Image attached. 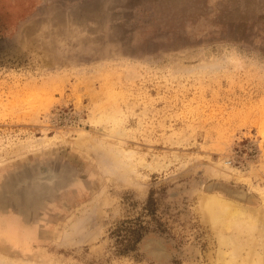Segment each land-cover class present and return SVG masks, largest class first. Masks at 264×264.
I'll return each mask as SVG.
<instances>
[{"label": "rangeland", "instance_id": "rangeland-1", "mask_svg": "<svg viewBox=\"0 0 264 264\" xmlns=\"http://www.w3.org/2000/svg\"><path fill=\"white\" fill-rule=\"evenodd\" d=\"M263 219L264 0H0V264H250Z\"/></svg>", "mask_w": 264, "mask_h": 264}, {"label": "bare ground", "instance_id": "bare-ground-1", "mask_svg": "<svg viewBox=\"0 0 264 264\" xmlns=\"http://www.w3.org/2000/svg\"><path fill=\"white\" fill-rule=\"evenodd\" d=\"M39 172V171H38ZM52 173V172H51ZM220 173V172H219ZM46 174V173H45ZM52 176V174H51ZM47 178V176H45ZM55 177V176H54ZM43 180V179H42ZM49 180V179H47ZM23 182V181H22ZM21 182V183H22ZM45 183V182H42ZM46 185V184H45ZM5 194V193H4ZM207 210L209 211V213L211 214V219L212 222L217 224L220 223L223 227H225L227 230L233 229V228H237L239 226L240 220L243 216V213L239 210L238 207H232L231 205H223L222 203L219 205L216 201H209V203L206 204ZM218 208V209H217ZM219 210V211H217ZM221 211V213H219ZM249 214V213H248ZM247 216V215H246ZM251 216V215H250ZM253 219V218H252ZM251 219V220H252ZM249 220V219H248ZM255 220V219H254ZM253 220V221H254ZM264 220V219H263ZM252 221V222H253ZM257 221V220H256ZM251 222V221H250ZM249 222V223H250ZM249 224V226H251L250 228H255V224L252 225ZM257 224V223H256ZM260 223L258 222L257 225H259ZM246 225V224H245ZM256 225V226H257ZM260 226V225H259ZM259 226H257V228L259 229ZM262 228V227H261ZM263 229V228H262ZM260 229V230H262ZM224 230V229H223ZM226 230V231H227ZM7 232V231H6ZM17 234V233H16ZM19 237V236H18ZM221 242L226 245L227 247H229L228 245H234L237 242L232 241L230 239L227 238H222ZM63 243V242H62ZM225 247V246H224ZM229 249H231L229 247ZM226 251V250H225ZM228 253V252H227ZM227 255V254H226ZM252 255V254H251ZM228 256V255H227ZM259 256V255H258ZM230 257V255H229ZM228 257V258H229ZM224 259V258H223ZM226 259V258H225ZM237 259V258H236ZM257 259V258H256ZM222 260V259H221ZM229 260V259H227ZM250 260V259H249ZM255 261V260H254ZM235 262V260L232 258L231 261H224L223 264H233ZM250 263V262H249ZM250 264H264V259L263 260H258V262H251Z\"/></svg>", "mask_w": 264, "mask_h": 264}]
</instances>
